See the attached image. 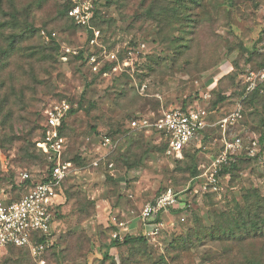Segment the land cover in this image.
<instances>
[{"label": "rangeland", "instance_id": "1", "mask_svg": "<svg viewBox=\"0 0 264 264\" xmlns=\"http://www.w3.org/2000/svg\"><path fill=\"white\" fill-rule=\"evenodd\" d=\"M181 1L0 0V198L26 191L23 173H46L45 110L60 100L73 110L66 200L49 243L37 254L14 249L0 264L228 263L219 241L189 237L220 214L237 217L249 191L264 199V86L245 99L237 83L264 63V0H202L192 17ZM76 4L85 22L69 14ZM180 107L209 119L177 158L143 121ZM237 136L244 149L220 189L193 192ZM252 141L255 157L245 149ZM166 186L183 190L180 207L156 239H138L142 208Z\"/></svg>", "mask_w": 264, "mask_h": 264}, {"label": "built area", "instance_id": "2", "mask_svg": "<svg viewBox=\"0 0 264 264\" xmlns=\"http://www.w3.org/2000/svg\"><path fill=\"white\" fill-rule=\"evenodd\" d=\"M69 14L80 22L89 18V12L78 4L70 9ZM242 79L246 84V96L264 84V67L249 68ZM71 109L67 100H60L45 110L43 135L38 141V147L46 155L49 172L19 199L12 200L7 194L0 198V261L11 247H26L37 254L49 243V236L57 224V207L62 203L61 190L70 172V163L65 159L67 141L61 132V126ZM237 109H242V105L239 104ZM208 115L205 109L180 107L165 112L151 122L144 120L143 126L149 127L161 140L167 141L166 153L178 158L182 157L183 150L206 128ZM231 116L235 120L240 112L235 111ZM230 118H225L222 122L227 123ZM110 141L108 138L107 142ZM231 146L234 148L233 152H229ZM225 147V152L215 159L212 167L204 174L205 180L200 188L193 190L196 194L217 192L220 189L221 169L232 163V155H237L236 151L242 152L244 144L242 138L237 136L233 143L225 142ZM257 147L258 142L252 141L245 147L247 155H258ZM28 177V173H23L22 180ZM182 193L183 190L168 186L144 205L140 219L148 240L156 239L161 234L166 226L163 214L179 207Z\"/></svg>", "mask_w": 264, "mask_h": 264}, {"label": "trees", "instance_id": "3", "mask_svg": "<svg viewBox=\"0 0 264 264\" xmlns=\"http://www.w3.org/2000/svg\"><path fill=\"white\" fill-rule=\"evenodd\" d=\"M181 2L185 7V10L187 12L186 14L190 17H192L197 11V9H199L202 5L201 4L202 0H182ZM5 26L6 25L4 23H0V29L4 28ZM261 67H264V63L253 68H261ZM237 83H238V87L240 86L239 87L240 94H243L245 96L246 84L243 81L241 82V84L240 81H238ZM261 86L255 91L248 93L244 98L246 99L251 95L257 94L259 91H261L262 89ZM182 108H186V107H182ZM72 112L73 110H70L67 117ZM66 118L62 123L61 132L66 137V141H68L65 132ZM42 130H43V123L41 126V134L39 139L43 135ZM163 142L167 149L168 146L167 141L163 140ZM185 151L186 149L183 150V154ZM42 154L44 155L45 166H46L45 172L47 174L49 172L48 168H50V166L46 158V155L43 152ZM233 166H234V162L230 163L229 165H225L220 171V176L228 175L231 172ZM41 178H43V176L40 177L39 179H35L33 178V176L29 174V177L25 180H22V183L18 185V187L23 186L24 188H26V191L23 193L16 192L15 196H11L12 200L19 199L22 194L26 193L28 189L31 186H33L37 181H39ZM167 187L168 186L164 187L162 190H164ZM256 191L257 190L253 189L249 191L248 194L245 196L247 205L244 209H242L238 213L237 217H232L230 214L227 213L220 214V216H218L216 220V225L213 228H205L203 226H200L189 237L190 245L198 241L200 242L205 241L207 239L211 241H219L222 244V246H225L223 249V255H224L223 260H227L228 262L227 264H264V199L262 196L256 193ZM61 194L65 197L66 200L63 187L61 190ZM61 205L62 203L57 207L56 217H59V210H60L59 208L61 207ZM129 239L132 240L135 238L131 237ZM138 239L148 240L144 232H142L140 238ZM180 244L181 245L178 246V248L182 247V245L185 248L189 246L188 243H184V242L183 244L182 243ZM256 246H258L257 249H255ZM234 247H236L237 250H234ZM14 249H28V248L11 247L9 249V252Z\"/></svg>", "mask_w": 264, "mask_h": 264}, {"label": "crops", "instance_id": "4", "mask_svg": "<svg viewBox=\"0 0 264 264\" xmlns=\"http://www.w3.org/2000/svg\"><path fill=\"white\" fill-rule=\"evenodd\" d=\"M180 207V206H179ZM179 207H176L175 209H178ZM175 209L171 210L170 212L168 213H164L163 214V218H164V221H165V216L166 215H170L172 211H174ZM165 225H166V221H165ZM139 229L143 232V225H142V221L141 219L139 220Z\"/></svg>", "mask_w": 264, "mask_h": 264}]
</instances>
